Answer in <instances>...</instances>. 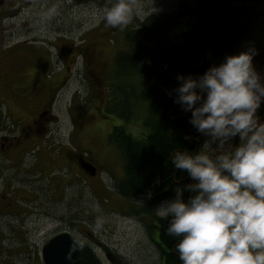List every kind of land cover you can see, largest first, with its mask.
<instances>
[{"label": "flooded vegetation", "instance_id": "obj_1", "mask_svg": "<svg viewBox=\"0 0 264 264\" xmlns=\"http://www.w3.org/2000/svg\"><path fill=\"white\" fill-rule=\"evenodd\" d=\"M114 2L0 0V264H46L44 250L54 241H58L55 244L58 251L52 253L54 263L68 264L58 258L63 244L68 242L63 240V235H69L77 245L80 264L85 263L86 247L91 251L97 248L86 241L85 236L91 237V234L83 230L84 220L77 215L68 217L69 205L65 200L62 202L63 197L53 200L56 206L62 204L59 212H52L50 204L53 201L47 199L44 185L46 180L50 182L49 178L57 181L59 194L64 196L77 185H83L86 177L89 180L97 177L101 180L102 177L103 161L96 155L105 154L93 151L97 141L94 139L89 143L90 152L102 166L96 165L88 151L75 142V139L85 140L86 112L81 111V106L71 103L72 131L61 133L64 122L59 112L70 86L76 84L72 97L84 94L86 104H96L94 113L103 128L110 117L120 118L115 111L117 104L131 103L129 95L118 89L124 84V87H130L129 79L120 75L121 71L128 70L123 65L118 66V56L131 50L125 41L133 27L127 25L123 30L106 27L103 19L86 26L80 18V7L84 4L105 7ZM243 15L231 20L232 30L238 29L240 34H232L224 47L215 43L212 50L214 39L207 38L202 30L197 31L192 49L200 53L205 70L223 62L227 55L251 48L244 43L252 40L255 25ZM198 24L199 20L194 19L189 29ZM139 26L135 29L145 32L148 25ZM178 26L181 29L175 36L176 41L188 30L185 23L179 22ZM259 43L254 42L259 48L258 55L264 50ZM256 58L260 62L259 57ZM255 68L264 76V64ZM258 114L264 120V103ZM112 132L107 131L106 138L102 139L104 150L111 147L109 137ZM237 141L238 137L235 143ZM90 165L96 168L95 175H92ZM55 189L58 190L56 186ZM119 198L122 203L126 200L142 208L149 207ZM37 201L41 204L40 210L35 209ZM157 204L150 205L152 212ZM154 216L157 239L153 236L152 239L159 249H163L161 234L164 227L161 218Z\"/></svg>", "mask_w": 264, "mask_h": 264}, {"label": "clouds", "instance_id": "obj_2", "mask_svg": "<svg viewBox=\"0 0 264 264\" xmlns=\"http://www.w3.org/2000/svg\"><path fill=\"white\" fill-rule=\"evenodd\" d=\"M141 11L139 0H115L101 18L123 30ZM255 54L249 48L199 76L178 74L180 83L168 92L205 137L196 151L172 154L174 168L191 182L153 210L167 221L166 234L179 238L182 264H264V120L258 114L264 76L253 64Z\"/></svg>", "mask_w": 264, "mask_h": 264}, {"label": "trees", "instance_id": "obj_3", "mask_svg": "<svg viewBox=\"0 0 264 264\" xmlns=\"http://www.w3.org/2000/svg\"><path fill=\"white\" fill-rule=\"evenodd\" d=\"M261 1L264 0H186L178 8L174 21L147 26L148 35L147 28L145 32L133 28L127 33L125 43L131 46V50L118 56V66L123 65L128 70L120 72L122 77L139 78V89L135 86L137 91L133 98L125 84L124 88L118 86V89L129 95L132 101L148 104L146 117L139 124L140 136L117 126L109 137L110 145L117 147L125 163V176L115 183L119 195L150 207L152 203L173 198L177 187L191 182L186 172L174 168L171 156L175 151H196L205 138L189 123L191 113L184 112L179 104L174 103L175 93L169 95L168 92L180 83L176 78L178 74L199 76L206 71L200 53L192 49L198 30L214 39L212 50L215 43L224 47L225 41L240 31L232 30L231 20L239 18ZM194 19H198L199 24L189 29ZM179 22L185 23L188 30L176 41L175 36L181 29ZM177 27L179 31L172 35V30ZM127 83L132 84L130 80ZM115 111L122 121L136 119L132 103L117 104ZM186 135L191 139H185ZM157 178L159 183H156ZM189 195L191 193L184 192L185 199ZM149 207L147 211L151 213ZM161 223L164 228L161 234L163 249L160 250L164 264H182L175 251L179 238L168 236L167 221L161 219ZM85 255L84 264H102L87 247Z\"/></svg>", "mask_w": 264, "mask_h": 264}, {"label": "rangeland", "instance_id": "obj_4", "mask_svg": "<svg viewBox=\"0 0 264 264\" xmlns=\"http://www.w3.org/2000/svg\"><path fill=\"white\" fill-rule=\"evenodd\" d=\"M185 1L154 0V3H152V0H139V6L142 8V11L139 16L133 18L128 26H132L133 28L138 26L139 28V25L146 23L150 27L152 25L163 24L170 20L174 21L178 8ZM110 6V3H107L105 7L97 4L90 7L84 4L80 7L82 9L80 18H83L86 26L96 24L102 19L103 9ZM153 6L157 9L156 11ZM243 18L248 22L253 20L255 25L254 29H252L254 31L252 33V40L245 41L244 45H251V48L257 52L259 48L254 42H260L259 44L264 46V1L259 2L256 6H253L245 12ZM178 31V28H174L171 33L174 35ZM148 33L147 28V35ZM256 56L259 57L260 62L256 61ZM253 64L255 67L258 64H264V50L261 54L254 55ZM262 71L264 72V69ZM137 79L139 78H129L132 82V84H129V95L132 98L137 91L136 87L139 89ZM75 90L76 84L70 86L63 96L64 102L60 109L61 112H59L60 118L64 122L61 133L68 134L72 131L70 128L72 124L71 103L73 102L79 108L81 106V111L86 112L84 119L85 140L80 142L78 139H75V142L82 149L88 151L90 157L93 158L89 143L93 142L94 139L97 141L98 144L97 146L95 145L93 151L96 154L101 152L105 154L96 155L98 159L103 161V168H101L102 177L101 180L98 177L93 180H89L86 177L83 185H77L74 191H71L69 195L64 194V196L59 194L58 182L49 178L50 182L44 180L46 182L44 189L47 199L51 202L57 200L59 196L63 197L62 202L65 200V203L69 205L68 217L75 218L77 215L84 220L83 230L91 234V237L85 236L87 238L86 241L88 243L91 242L90 244L94 243V245L99 247L98 254L101 256L103 264H164L161 250L152 239V236L154 239H157L156 228L153 226V224L155 225V222H153L155 221V213L153 211L151 212L152 214L148 213L146 216L144 215L138 219L135 214L141 213L143 208L126 200H124V203L121 202L115 188V183L125 176V163L122 158V153L114 145L104 150L105 144L102 140L106 138L107 131H113L114 127L121 125L126 131H129L135 136H140L142 130L139 124L143 123V118L146 117L148 103L132 101L131 99L132 112L136 118L135 121L123 122L121 118H116L115 120L114 117H110L106 121L108 124L103 128L99 126V118L94 113L96 104L94 102L92 105L86 104V97L83 93L82 97H72ZM73 98L76 101L75 99L73 101ZM111 119L114 120V123L111 122ZM236 138L231 143H238V141L235 143ZM86 151L84 152L88 154ZM93 159L96 165L102 166L99 161L95 158ZM55 186L58 190L55 189ZM37 196H40V194L37 193ZM54 201L50 204L52 212H59L62 202L56 206ZM34 205L36 210L41 209L39 201L34 203ZM98 219L101 221L99 227H97Z\"/></svg>", "mask_w": 264, "mask_h": 264}, {"label": "water", "instance_id": "obj_5", "mask_svg": "<svg viewBox=\"0 0 264 264\" xmlns=\"http://www.w3.org/2000/svg\"><path fill=\"white\" fill-rule=\"evenodd\" d=\"M91 166V165H90ZM93 168L92 175H95L96 168L91 166ZM89 171V170H88ZM60 236L59 238H61ZM63 240H68V242H65L63 244V249L60 250V253L58 254V258H63L64 262L68 261V264H80L79 259V249L77 245L70 239L69 235H63ZM58 241L52 242L49 246H47L44 250V259L46 264H55L52 258V253L57 252L55 248V244Z\"/></svg>", "mask_w": 264, "mask_h": 264}]
</instances>
